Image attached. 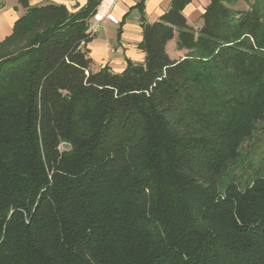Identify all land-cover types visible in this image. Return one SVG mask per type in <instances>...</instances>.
I'll list each match as a JSON object with an SVG mask.
<instances>
[{"label":"trees","instance_id":"16d2710c","mask_svg":"<svg viewBox=\"0 0 264 264\" xmlns=\"http://www.w3.org/2000/svg\"><path fill=\"white\" fill-rule=\"evenodd\" d=\"M102 1L18 0L0 41V264H264V167L225 183L264 121V0L199 28L172 0L121 72L93 68Z\"/></svg>","mask_w":264,"mask_h":264},{"label":"crops","instance_id":"0c3cea01","mask_svg":"<svg viewBox=\"0 0 264 264\" xmlns=\"http://www.w3.org/2000/svg\"><path fill=\"white\" fill-rule=\"evenodd\" d=\"M235 9H248L246 0H226ZM58 3L66 5L70 10L83 6L87 0H30L31 4ZM172 0H103L98 7L97 14L90 21V30L95 34L88 44L90 56L94 60L93 68L98 70L106 65L114 71L121 72L127 66V60L143 61L145 53L139 48L142 40V17L149 22L156 21L169 9ZM210 0H191L185 7L184 14L194 28H198L205 7ZM142 4V5H141ZM143 7V11L141 9ZM108 11L113 12L119 19L114 24L105 17ZM24 9L18 0H12L10 5L0 9V41L11 33L14 22L23 14ZM174 55L171 54L170 46ZM168 50L172 58L183 57L185 50H179L175 43H168Z\"/></svg>","mask_w":264,"mask_h":264},{"label":"rangeland","instance_id":"374dc122","mask_svg":"<svg viewBox=\"0 0 264 264\" xmlns=\"http://www.w3.org/2000/svg\"><path fill=\"white\" fill-rule=\"evenodd\" d=\"M11 2L12 0H0V9L6 4L10 5ZM202 24L203 21H201L197 27H201ZM171 41L175 43V39ZM169 49L171 54L174 55L172 45ZM262 167H264V121L258 124L256 133L242 146L241 155L232 167L229 176L226 177L225 183H227L231 177H234L242 184H245L249 179L254 177L257 170Z\"/></svg>","mask_w":264,"mask_h":264},{"label":"built area","instance_id":"2783aa9c","mask_svg":"<svg viewBox=\"0 0 264 264\" xmlns=\"http://www.w3.org/2000/svg\"><path fill=\"white\" fill-rule=\"evenodd\" d=\"M105 17L107 19H109L111 22H113L114 24H119L120 23V19L111 11H108L106 13Z\"/></svg>","mask_w":264,"mask_h":264},{"label":"water","instance_id":"95a60500","mask_svg":"<svg viewBox=\"0 0 264 264\" xmlns=\"http://www.w3.org/2000/svg\"><path fill=\"white\" fill-rule=\"evenodd\" d=\"M62 146H63L64 148H66V149L71 148V144H70V143H66V142H64V143L62 144Z\"/></svg>","mask_w":264,"mask_h":264}]
</instances>
